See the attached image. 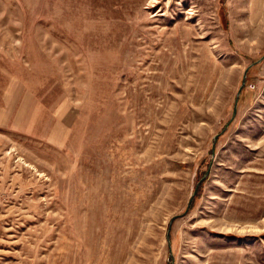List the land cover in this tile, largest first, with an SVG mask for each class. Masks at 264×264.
I'll return each instance as SVG.
<instances>
[{"label": "rangeland", "instance_id": "1", "mask_svg": "<svg viewBox=\"0 0 264 264\" xmlns=\"http://www.w3.org/2000/svg\"><path fill=\"white\" fill-rule=\"evenodd\" d=\"M262 54L264 0H0V264H264Z\"/></svg>", "mask_w": 264, "mask_h": 264}, {"label": "water", "instance_id": "2", "mask_svg": "<svg viewBox=\"0 0 264 264\" xmlns=\"http://www.w3.org/2000/svg\"><path fill=\"white\" fill-rule=\"evenodd\" d=\"M263 58H264V54H262V55H261L258 59H256L255 61H252V62H251L246 68H245V70H244V72H243V75H242V79H241L240 86L238 87V90H237V93H236V96H235V99H234V102H233L231 116H230V118L227 120V122L225 123L224 127L220 130V132H222V131L225 129V127H226V126L228 125V123L232 120V118L234 117V115H235V113H236V111H237V98H238V95H239V93H240V89H241L242 85H243L244 82H245V76H246V71H247L248 67H249L250 65L256 63V62H259V61L262 60ZM220 132L214 134L213 139H215V138L218 136V134H219ZM211 153H212V154L214 153V142H213L212 145H211ZM208 171H209V167L204 171V174H203V175L197 180V182H196V184H195V186H194V188H193V191H192V193H191V195H190V197H189V199H188V203H187V206H186V208H185V211L187 210V208H188V206H189V203H190V201L192 200V198H193V196H194V194H195V192H196V189H197V187H198V185H199L201 179H202L205 175L208 174ZM175 216H176V215H173V216L170 218V221H171ZM168 229H169V227H168ZM169 252L171 253V249H169ZM172 260H173V259L171 258V261H172Z\"/></svg>", "mask_w": 264, "mask_h": 264}, {"label": "trees", "instance_id": "3", "mask_svg": "<svg viewBox=\"0 0 264 264\" xmlns=\"http://www.w3.org/2000/svg\"><path fill=\"white\" fill-rule=\"evenodd\" d=\"M226 20V18H224V20H223V24H224V26L226 27V25H227V22L225 21ZM257 66V64H255V65H253L252 67H250L249 68V74L251 73V71L252 70H254V68ZM253 72V71H252ZM242 88V90H243V87H241ZM242 90H241V92L239 93V97H238V100H240V97H241V95H242ZM201 184V183H200ZM193 200V199H192Z\"/></svg>", "mask_w": 264, "mask_h": 264}]
</instances>
